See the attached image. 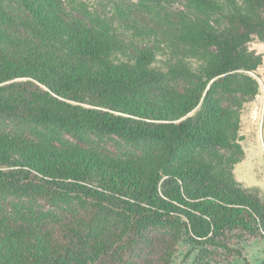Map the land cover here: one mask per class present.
I'll return each instance as SVG.
<instances>
[{
    "label": "trees",
    "instance_id": "16d2710c",
    "mask_svg": "<svg viewBox=\"0 0 264 264\" xmlns=\"http://www.w3.org/2000/svg\"><path fill=\"white\" fill-rule=\"evenodd\" d=\"M190 2L195 11L221 14L225 26L182 23L180 37L200 67H170L186 84L181 91L151 67L147 49L133 61H117L123 46L109 26L67 17L63 0H18L30 16L26 37L5 35L9 19L0 9L7 42L0 119L53 126L80 141L95 133L148 145L141 158L122 159L57 144L49 133L37 140L0 134V202L60 206L77 198L120 220L108 232L72 225L37 230L3 218L0 264H138L142 253L155 264H173L186 240L226 251L227 235L264 241V200L233 175L242 157L241 106L258 94L249 73L261 57L248 45L264 41V0Z\"/></svg>",
    "mask_w": 264,
    "mask_h": 264
},
{
    "label": "rangeland",
    "instance_id": "374dc122",
    "mask_svg": "<svg viewBox=\"0 0 264 264\" xmlns=\"http://www.w3.org/2000/svg\"><path fill=\"white\" fill-rule=\"evenodd\" d=\"M221 1L224 3V0ZM63 3L67 17L86 23L103 22L109 26L110 32L123 46L122 51L116 54L117 61H133L140 49L151 51L154 55L151 67L180 91L186 84L178 76L180 72H171L170 67L185 66L192 70L200 67V60L192 57L189 46L180 37L182 23L196 19L225 26L221 14L195 11L196 6L190 0H63ZM0 9L9 19V22L2 24L5 35L13 38L28 36L26 23L30 21V16L18 0H0ZM6 46L5 38L0 36V54L7 50ZM248 49L261 57V65L255 72L249 73L258 83V94L241 106L237 142L241 146L242 157L234 165L233 175L243 189L257 191L264 200V41L253 40ZM217 97L223 105L228 104L227 97ZM44 133L51 134L57 144H78L122 159L141 158L148 151L144 141L135 144L112 134L88 133L80 141L53 126L0 119L2 135L37 140ZM3 218L37 230L72 225L83 227L84 231L104 226L109 227V232L120 222L107 209L77 198L60 206H53L42 199L28 201L7 198L0 202V220ZM158 233L160 231L152 235ZM224 242L232 250L211 246L202 249L186 240L179 245L173 264H260L264 256L262 240L242 241L236 236L227 235ZM237 250L241 252L240 255ZM155 263L156 259L152 256L145 253L139 256L138 264Z\"/></svg>",
    "mask_w": 264,
    "mask_h": 264
}]
</instances>
